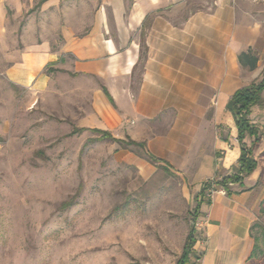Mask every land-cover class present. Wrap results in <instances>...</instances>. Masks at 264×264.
I'll use <instances>...</instances> for the list:
<instances>
[{
	"label": "rangeland",
	"instance_id": "1",
	"mask_svg": "<svg viewBox=\"0 0 264 264\" xmlns=\"http://www.w3.org/2000/svg\"><path fill=\"white\" fill-rule=\"evenodd\" d=\"M212 2L192 0L188 9ZM228 2L259 27L258 49L249 51L257 63L248 73L257 81L264 71V0ZM94 5L44 9L38 0H0V264H176L187 234L200 238V201L221 185L202 183L195 172L216 136L213 101L183 131L161 123L141 139L108 128L114 117L99 110L90 79L48 64L38 86L9 81L13 54L44 33L59 42L62 24L89 18ZM248 118L257 128V140L246 137L245 146L256 161L248 190L258 249L244 264H264V108H252Z\"/></svg>",
	"mask_w": 264,
	"mask_h": 264
},
{
	"label": "crops",
	"instance_id": "2",
	"mask_svg": "<svg viewBox=\"0 0 264 264\" xmlns=\"http://www.w3.org/2000/svg\"><path fill=\"white\" fill-rule=\"evenodd\" d=\"M191 1L46 0L44 9L56 2L95 5L89 18L62 24L59 42L45 33L40 41H29L13 54L6 75L17 86L35 87L41 77L46 80L44 69L51 64L84 81L90 79L99 110L114 117L108 128L124 127L141 139L161 123L172 124L173 132L183 131L193 115L204 114L202 107L209 108L213 101L216 136L204 145L195 172L202 183L218 181L238 169L241 145L226 104L235 90L251 83L248 73L254 69L243 67L238 55L258 49L260 30L249 13L235 10L228 0L189 10ZM253 172L229 183L228 192L214 184L211 197L203 196L199 203L203 235L194 242L186 264L248 260L254 245L248 190Z\"/></svg>",
	"mask_w": 264,
	"mask_h": 264
},
{
	"label": "trees",
	"instance_id": "3",
	"mask_svg": "<svg viewBox=\"0 0 264 264\" xmlns=\"http://www.w3.org/2000/svg\"><path fill=\"white\" fill-rule=\"evenodd\" d=\"M46 0H38V4L43 3ZM256 57L251 55L248 52H242L238 55V62L248 69H254L256 66ZM103 92L109 102L113 104V101L107 91L103 88ZM264 71L261 73L259 80L253 81L247 86L241 87L235 90L230 99L232 101V115L235 119V123L237 126V139L241 145V154L238 159V169L237 172L233 175L221 179V186L228 192V183L240 182L244 177L249 176L256 168V161L254 160L251 149L246 148L245 144L242 140L247 136L249 138H253L257 140L255 137L257 133V128L253 124H251L248 116L251 113L252 108L259 107L264 108ZM96 131L101 132V137L111 138V135L104 130ZM131 144L142 145L141 143L135 142L128 138L127 140ZM199 207V205H198ZM264 238V236H263ZM194 240L192 234L189 232L185 238L184 246L182 249V253L180 258L178 259L176 264H186L189 262L190 251L193 246ZM258 249L257 244L254 242L251 254L249 256L252 257L256 250Z\"/></svg>",
	"mask_w": 264,
	"mask_h": 264
},
{
	"label": "built area",
	"instance_id": "4",
	"mask_svg": "<svg viewBox=\"0 0 264 264\" xmlns=\"http://www.w3.org/2000/svg\"><path fill=\"white\" fill-rule=\"evenodd\" d=\"M228 184H229V183H228ZM212 193H213V189H209L208 192H207V194H206V196H207V197H211ZM195 230H196V231H199L200 236L203 235V234H202V223H201L200 220H198V221L195 223ZM199 241H201V237H200V238H196V240H195V242H197V243H199Z\"/></svg>",
	"mask_w": 264,
	"mask_h": 264
},
{
	"label": "water",
	"instance_id": "5",
	"mask_svg": "<svg viewBox=\"0 0 264 264\" xmlns=\"http://www.w3.org/2000/svg\"><path fill=\"white\" fill-rule=\"evenodd\" d=\"M226 108L228 110H230V112L232 113V101L231 100H228L227 104H226Z\"/></svg>",
	"mask_w": 264,
	"mask_h": 264
}]
</instances>
